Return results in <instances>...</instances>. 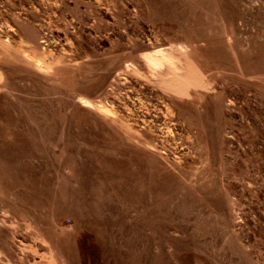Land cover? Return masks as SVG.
Returning a JSON list of instances; mask_svg holds the SVG:
<instances>
[{
	"label": "rangeland",
	"instance_id": "rangeland-1",
	"mask_svg": "<svg viewBox=\"0 0 264 264\" xmlns=\"http://www.w3.org/2000/svg\"><path fill=\"white\" fill-rule=\"evenodd\" d=\"M0 230V264H264V0H0Z\"/></svg>",
	"mask_w": 264,
	"mask_h": 264
},
{
	"label": "flooded vegetation",
	"instance_id": "flooded-vegetation-1",
	"mask_svg": "<svg viewBox=\"0 0 264 264\" xmlns=\"http://www.w3.org/2000/svg\"><path fill=\"white\" fill-rule=\"evenodd\" d=\"M1 237H2V232H1V230H0V240H1ZM2 249V248H1ZM3 254V253H2ZM3 262V260H1L0 259V263H2Z\"/></svg>",
	"mask_w": 264,
	"mask_h": 264
}]
</instances>
